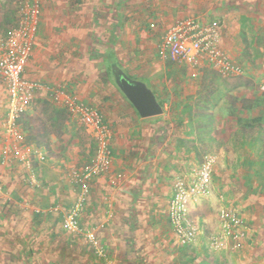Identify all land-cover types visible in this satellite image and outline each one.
<instances>
[{
    "label": "rangeland",
    "instance_id": "374dc122",
    "mask_svg": "<svg viewBox=\"0 0 264 264\" xmlns=\"http://www.w3.org/2000/svg\"><path fill=\"white\" fill-rule=\"evenodd\" d=\"M255 2L39 0L24 75L61 85L98 110L110 129V162L85 180L82 193L73 173L96 162V131L44 91L9 127L0 78V264H264V181L257 169L264 152V19L258 31L246 14ZM19 14L15 0H0V36L18 25ZM188 16L221 26L222 48L239 74L161 55L165 28ZM115 68L144 83L161 113L142 117L118 86ZM206 155L215 157L211 190L190 210L204 230L183 245L167 219L169 195ZM76 203L77 228L69 230L64 219ZM221 205L244 216L236 249L229 236L221 248L207 244L210 233L222 235Z\"/></svg>",
    "mask_w": 264,
    "mask_h": 264
},
{
    "label": "built area",
    "instance_id": "2783aa9c",
    "mask_svg": "<svg viewBox=\"0 0 264 264\" xmlns=\"http://www.w3.org/2000/svg\"><path fill=\"white\" fill-rule=\"evenodd\" d=\"M15 2L20 10L18 25L6 35L0 36V78L8 96V126H14V118L21 106L29 102L37 91H44L84 125L95 130L99 140L96 162L85 165L79 173H73V181L81 187L83 193L87 188L85 180L97 172L99 166H108L110 162L107 149L110 129L94 106L85 103L66 88L25 77L24 71L38 30L39 0ZM150 27H154L153 22ZM159 45L163 57L173 62L185 63L190 68L197 69L203 65L224 75L239 74L242 70L222 48L221 26L215 21L203 20L197 16L177 18L165 28ZM37 156L40 160L45 159L41 151H37ZM19 159L25 160V153H21ZM214 163L215 157L206 155L188 177L177 178L173 183L166 209L167 219L179 243L183 245L193 243L203 233L198 221L191 218L190 210L197 198L210 192ZM81 198L80 195L79 200ZM79 205L80 203H76L70 209L64 219L65 228H77ZM218 214L223 232L220 236L210 233L208 246L221 248L224 246L223 237L229 236L232 242L230 248L236 249L245 232L243 214L236 208L225 205L218 207ZM87 236L95 243L92 233L88 232Z\"/></svg>",
    "mask_w": 264,
    "mask_h": 264
},
{
    "label": "water",
    "instance_id": "95a60500",
    "mask_svg": "<svg viewBox=\"0 0 264 264\" xmlns=\"http://www.w3.org/2000/svg\"><path fill=\"white\" fill-rule=\"evenodd\" d=\"M115 73L118 86L142 117L161 113L160 104L144 83L129 78L119 68H115Z\"/></svg>",
    "mask_w": 264,
    "mask_h": 264
},
{
    "label": "crops",
    "instance_id": "0c3cea01",
    "mask_svg": "<svg viewBox=\"0 0 264 264\" xmlns=\"http://www.w3.org/2000/svg\"><path fill=\"white\" fill-rule=\"evenodd\" d=\"M247 2L249 4L250 2L252 3L253 0H247ZM255 3L257 4V8H253L252 7V8L249 9V7L247 5L248 10H246V12H247L246 14H247V16H250L251 17L250 22H253L254 18H256V23H257L258 31H261L262 24H259L260 23L259 20L260 19L261 20L264 19V0H256ZM261 3H262V5H260ZM197 221L200 224L201 229L204 230V227H203L204 225H203L202 221H201V223H200L199 219H197ZM201 237H202V234L199 235L197 238H201Z\"/></svg>",
    "mask_w": 264,
    "mask_h": 264
},
{
    "label": "trees",
    "instance_id": "16d2710c",
    "mask_svg": "<svg viewBox=\"0 0 264 264\" xmlns=\"http://www.w3.org/2000/svg\"><path fill=\"white\" fill-rule=\"evenodd\" d=\"M39 92V91H37ZM36 92V93H37ZM41 146V142H38ZM39 146V145H38ZM257 169H258V175L260 176L261 180L264 181V152H260L259 159L257 161ZM263 183V182H262ZM38 212H36L37 214Z\"/></svg>",
    "mask_w": 264,
    "mask_h": 264
}]
</instances>
